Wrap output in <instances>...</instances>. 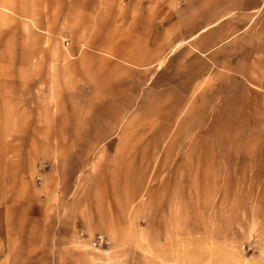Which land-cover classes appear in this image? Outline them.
<instances>
[{"label":"rangeland","instance_id":"1","mask_svg":"<svg viewBox=\"0 0 264 264\" xmlns=\"http://www.w3.org/2000/svg\"><path fill=\"white\" fill-rule=\"evenodd\" d=\"M132 1L0 0V264H264V92L238 36L185 97L192 57L152 84L112 53L134 51L109 24Z\"/></svg>","mask_w":264,"mask_h":264},{"label":"crops","instance_id":"2","mask_svg":"<svg viewBox=\"0 0 264 264\" xmlns=\"http://www.w3.org/2000/svg\"><path fill=\"white\" fill-rule=\"evenodd\" d=\"M25 1L28 12L37 6L36 0ZM224 1L228 2L227 7ZM179 3L181 7H177ZM132 5L135 9L134 15L110 19L109 24L129 21L131 28L127 47L134 44V51L129 52V56H124L121 48L120 54L116 51L112 53L119 56L120 61L124 60L126 64L139 67L141 71L153 72L155 67L156 71L150 81L152 84L163 71L162 64L166 63L170 67L173 65V57L183 56L192 57V61H197V65L191 70L194 74L193 81L187 86L182 84L183 87L175 85L173 88L185 90V97L188 96V91L196 92L203 88L202 85L206 84L217 70H222L224 46L237 35L236 48L240 53L236 57L240 56L241 59H234L236 65L241 64L243 68L246 66L248 82L254 86L256 81L257 87L264 92V35H253L249 32L244 34L243 29L235 34L233 28L224 36L223 29L232 12H244L248 28H251L252 20L257 15L258 21H253V24L260 22L264 26V0H133L130 6ZM177 8V14L170 11ZM72 9L78 12V4H74ZM224 9L230 12L224 14ZM160 29L166 34L162 40L158 37ZM239 35H242V40H239ZM146 40L151 41L146 43ZM182 82L184 83V79ZM47 183L48 180L44 185Z\"/></svg>","mask_w":264,"mask_h":264},{"label":"built area","instance_id":"3","mask_svg":"<svg viewBox=\"0 0 264 264\" xmlns=\"http://www.w3.org/2000/svg\"><path fill=\"white\" fill-rule=\"evenodd\" d=\"M105 243V238L103 235L99 234L97 235L94 240H93V244L94 245H103Z\"/></svg>","mask_w":264,"mask_h":264}]
</instances>
